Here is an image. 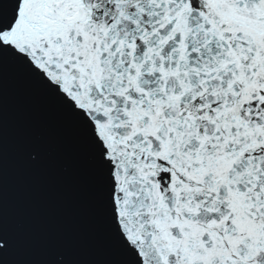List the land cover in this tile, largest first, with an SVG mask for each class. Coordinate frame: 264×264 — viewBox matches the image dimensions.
Segmentation results:
<instances>
[{"label":"snow or ice","instance_id":"1","mask_svg":"<svg viewBox=\"0 0 264 264\" xmlns=\"http://www.w3.org/2000/svg\"><path fill=\"white\" fill-rule=\"evenodd\" d=\"M6 63L71 126L105 264H264V0H0ZM17 257L0 134V264H78Z\"/></svg>","mask_w":264,"mask_h":264},{"label":"water","instance_id":"2","mask_svg":"<svg viewBox=\"0 0 264 264\" xmlns=\"http://www.w3.org/2000/svg\"><path fill=\"white\" fill-rule=\"evenodd\" d=\"M0 134L4 212L17 258L39 261L60 253L78 264H105L109 245L71 126L54 101L8 63L0 72ZM37 143L45 151L34 162Z\"/></svg>","mask_w":264,"mask_h":264}]
</instances>
